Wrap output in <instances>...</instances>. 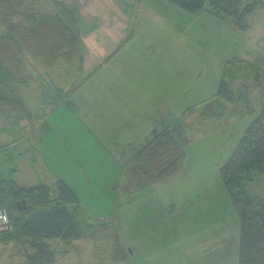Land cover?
Listing matches in <instances>:
<instances>
[{
    "label": "rangeland",
    "instance_id": "obj_1",
    "mask_svg": "<svg viewBox=\"0 0 264 264\" xmlns=\"http://www.w3.org/2000/svg\"><path fill=\"white\" fill-rule=\"evenodd\" d=\"M141 1L81 0L73 8L71 2L34 0L39 11L61 12L78 36L83 72L31 58L17 84L5 88L0 81L1 90L15 97L0 106V179L10 175L25 186L54 189L63 179L76 200L67 208L85 231L76 250L73 240H43L56 257L52 264H207L202 253L214 233L212 221L237 215L216 181L215 166L221 144L240 139L259 110L264 8L240 32L210 12L190 14L164 0ZM122 8L128 22L135 11L131 27H119ZM140 11L147 29L135 37V28L142 30ZM119 40L122 46L160 45L153 55L131 52L155 54L162 69L157 77L166 82L134 91L137 98L114 97L112 83H121L106 82L109 73L103 72L111 54L103 56L101 49L100 65L87 62L95 59L89 47ZM130 62L121 65L125 73ZM134 75L130 84L141 86ZM221 80L234 81L232 90L244 100L218 96ZM165 128L176 132L183 158L169 178L149 181L135 169L131 153ZM245 188L264 200V168ZM27 250L34 251L30 244Z\"/></svg>",
    "mask_w": 264,
    "mask_h": 264
},
{
    "label": "trees",
    "instance_id": "obj_2",
    "mask_svg": "<svg viewBox=\"0 0 264 264\" xmlns=\"http://www.w3.org/2000/svg\"><path fill=\"white\" fill-rule=\"evenodd\" d=\"M164 1L190 14L210 12L240 32L248 30L255 11L264 8V0ZM70 28L61 12L39 11L34 0H0L1 84L5 88L17 84L31 58L43 61L48 67L65 65L82 73L80 41ZM233 84L234 81L226 84L221 80L216 94L231 102L244 100L239 91L232 90ZM0 92V106L14 101L15 97L7 91L0 88ZM175 137L173 129L165 128L153 133L142 147L131 153L135 169L144 178L164 180L179 169L183 151ZM263 168L264 87L257 115L218 168L240 221L238 264H264V200L245 188ZM55 188L45 183L25 186L12 178L0 179V207L7 209L14 226L13 231L0 235V241L32 245L36 252L30 257L31 264H52L55 260L43 240H76L85 236L81 222L67 208V203L76 201L69 185L59 179Z\"/></svg>",
    "mask_w": 264,
    "mask_h": 264
},
{
    "label": "crops",
    "instance_id": "obj_3",
    "mask_svg": "<svg viewBox=\"0 0 264 264\" xmlns=\"http://www.w3.org/2000/svg\"><path fill=\"white\" fill-rule=\"evenodd\" d=\"M61 1L71 2L72 4L68 5V6H72L74 8L73 4L75 3L77 5L78 3H80L79 1H81V0H61ZM123 5L127 6L126 1H124ZM124 6H123V8H124ZM143 11H144V9H143ZM119 12H120V15L123 14V17L125 19V20H121V25H119V27L122 28L123 25L128 26V24L131 27V24L133 22V18L135 17V11L130 16V21L132 20L131 24L129 23L130 21L128 22V17H129V15H127L128 13L124 9L122 11H119ZM139 14H140L141 21H140V23L138 21L137 25L141 24L140 27H142V30L140 32H138L139 29L135 28V31L137 32L135 34V37L138 35V33L141 34L142 32H144L147 29V27L145 26L144 14L141 11ZM124 27H126V26H124ZM120 31H122V30H120ZM120 44H121V40L114 41L111 43L105 42V44H103V48H99V47H96L94 45L89 47V48H91V50L94 51L95 59L92 60L90 58V61L87 62V65H89V66L96 65V63H99V65H100L101 63L99 62V60H100L99 56H102V54H100V55L97 54V51H100L101 49H103V51H104L103 56H107V52H109L111 54V56L108 57V59H110V61L107 64L105 63V66H104L105 71H103V72L109 73L107 76H109L110 78L108 80H105L106 82L114 80V81L121 83V86H119V84L117 86H115L114 82L112 83L113 89L111 90V92L114 93V97H120V98H125V99L137 98L133 94L134 91L141 90L142 88H145V90L148 91V87L151 89V83L152 82H166L167 78H165L164 80H160L157 77V72H161L162 69H158L160 62L157 59L158 57L155 54H154L155 57L151 56L149 58V57L145 56L144 54L142 55L140 53L131 52V51H136V50L142 49L145 53H149V54L153 55L152 51L155 49L159 50L161 48L160 45H151V47H149V45L147 43H144V44L138 43V41H136V42L130 41L128 43L125 42L124 46H122V44L121 45ZM125 60L131 61L128 64V66H126L130 70V73H125L123 71L125 66H121L123 64V62H125ZM156 61H158V66L156 64ZM150 63L152 66L149 68V67H147V65H149ZM108 66H110L113 69L116 68L118 74H113L110 71ZM133 73L135 74L134 77L138 74L140 75L139 81L142 83L141 86H140V84H138L139 83L138 81L134 82V84H130L131 81L133 80V76H132ZM145 78L147 79V81ZM147 120H148L147 118L143 119V122H145V128L144 129H149L148 125H151V124H148V122H146ZM154 122L155 121L152 122V126L156 127V123H154ZM238 140H239V137L237 136L236 142L228 143V144H226V146L222 143L221 146L219 145L220 148L217 146V148H219L217 152L219 153L218 156L220 158H219L218 162H216V166H215V167H217V169H216L217 172L215 171L216 172V181L218 182L220 189L223 192H225L226 196H228V194L225 191L223 184L220 180L218 168L228 159L231 152L233 151V148L237 144ZM220 142H222V141H220ZM214 143H216V142H214ZM224 146H225V148H224ZM223 151L226 152L225 157L222 156ZM5 175H8V174H5ZM4 178H12V177L9 175V176H4ZM21 185H23V184H21ZM212 222L214 223L212 225L215 227L214 230H212L214 233L208 234L206 237L205 244L203 245V247H204L203 249L205 250V252L202 253V255H205V257L203 256V258L206 259L207 264H209V263L210 264H215V263L216 264H224V262H226V264H228L229 262H230V264H238V249H239V243L238 242H239V236H240V221H239L238 215H236L235 218H233L231 220H224L223 218H220V219L213 220ZM72 242H73V244H72L73 250H76L74 246L76 244L79 246L80 240L76 239V240H73ZM17 243H20V242L16 241V243H15L13 241H8L7 243H4V242H2V240L0 241V264H31L29 261L30 257L36 251H29V250H27L26 244L20 243L21 245H17ZM54 258L56 260V257H54ZM72 258L75 259L74 251L72 253Z\"/></svg>",
    "mask_w": 264,
    "mask_h": 264
},
{
    "label": "built area",
    "instance_id": "obj_4",
    "mask_svg": "<svg viewBox=\"0 0 264 264\" xmlns=\"http://www.w3.org/2000/svg\"><path fill=\"white\" fill-rule=\"evenodd\" d=\"M14 226L10 220L8 211L4 207H0V235L13 231Z\"/></svg>",
    "mask_w": 264,
    "mask_h": 264
},
{
    "label": "water",
    "instance_id": "obj_5",
    "mask_svg": "<svg viewBox=\"0 0 264 264\" xmlns=\"http://www.w3.org/2000/svg\"><path fill=\"white\" fill-rule=\"evenodd\" d=\"M22 204L25 205V202L23 201ZM18 205H20V203H18Z\"/></svg>",
    "mask_w": 264,
    "mask_h": 264
}]
</instances>
